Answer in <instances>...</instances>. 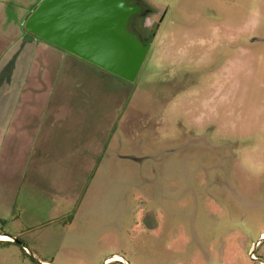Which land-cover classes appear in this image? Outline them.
<instances>
[{
	"label": "rangeland",
	"instance_id": "374dc122",
	"mask_svg": "<svg viewBox=\"0 0 264 264\" xmlns=\"http://www.w3.org/2000/svg\"><path fill=\"white\" fill-rule=\"evenodd\" d=\"M41 1L0 0V86L13 69L19 80H36L25 89L35 100L18 112L29 126L56 70L46 55L42 61L45 52L27 47L25 32L8 43L16 20ZM133 1L144 13L132 27L147 44L133 81L76 60L86 68L68 64L58 74L65 85H55L91 94L61 111L66 124L90 127L78 142L87 175L70 181L54 170L41 180L53 184L38 186L50 204L35 189L27 204L19 188L22 224L0 220V233L27 231L24 248L0 243V264H264V0ZM90 152L98 154L92 165L84 161ZM16 168L4 173L3 202L16 188ZM35 223L49 225L47 233L32 231ZM49 229L65 242H48Z\"/></svg>",
	"mask_w": 264,
	"mask_h": 264
},
{
	"label": "crops",
	"instance_id": "0c3cea01",
	"mask_svg": "<svg viewBox=\"0 0 264 264\" xmlns=\"http://www.w3.org/2000/svg\"><path fill=\"white\" fill-rule=\"evenodd\" d=\"M28 14L29 13H27L26 15H22L19 19L16 20L15 34L8 43L10 44V47L11 44L17 41L18 39H23L24 31L22 24ZM28 38L32 39L31 42H33V44H27V47L35 45L37 46V51L45 52V54L40 56L42 61L44 60V57L46 55V60L48 62L53 61L56 71L54 73L52 83L48 87L47 95L45 97L39 98L40 101H43V103L39 104V108H41L39 112H30L27 114L33 119L31 126L21 122L24 114L22 112V114L18 117V112L19 106L23 101H30L29 98L31 99V101L35 100V96L31 95V93L28 94L25 89L26 87H28V85H36V80L33 79L32 82H29L28 78L25 77L22 80H19L21 79V69H13L10 74L12 77L14 74H16V76L13 78L11 77V79L7 82L1 83L0 86L1 90L2 88H5L2 90L4 92H1L2 94L5 93V95L0 96V107H2L4 104L1 102H6L9 100L13 103L10 104V109H0V188H3L4 185L1 182L7 179V177L4 176V173L8 174L11 171V166L13 164L17 166V184L15 186L16 188L8 194L7 200L5 202L2 201L5 192L0 191V220L6 221L9 219H16L18 224L21 223L19 222L20 218L18 216V211L20 212L24 210L23 208L26 205V203H23L21 205L23 207H21L17 203V208L15 206V202L17 201L16 199L18 195V190L22 185H24L26 188L25 190L27 191V193L25 195V199L28 200L30 199L29 193L31 194V191L34 189L36 190V192H40L42 194H46L45 192L50 190L53 184L48 183L44 186L38 184L41 180L45 182L50 181L49 179L52 177L51 173H53L54 170L60 172L61 175H66L67 180L70 181H80L82 176L87 175V168L85 169L84 173L82 170L83 146L80 147L78 142L82 141L83 143V139L81 140L82 131L83 133H86L87 136L84 138L87 140L90 130V127L84 126L82 125V123L77 125H73L72 122L71 124H66L67 119L65 118L64 113L61 111L64 109L66 101H70L73 99L74 101L82 102L91 94L80 92L71 94L65 93L63 91L59 92V89L57 90L58 92H56L55 90V85L57 83L58 85H65L67 81V78L65 77H63L62 80L59 78L60 75L58 74L61 72L60 70H62L63 68L65 70L68 64L69 68H72L73 66L85 69L86 67L78 65L76 63V60H79V62H89L79 57H76L70 53H67L51 44H49L51 46H48L42 44L40 41L34 42L33 39L35 37L33 36H30ZM10 47H8V49H10ZM66 57H69V59H66ZM93 66L97 67L96 65ZM5 79H7V77ZM9 84L11 86L7 87V85ZM12 85L14 86V89L17 92L13 95H10L12 93L8 92L13 91ZM31 90L34 91L33 88H31ZM78 117H80V112ZM94 139L96 142L97 137H94ZM59 140L62 145L60 147H57L56 144ZM67 141L73 143L76 142V148L70 149V146L67 145ZM84 152L86 151L84 150ZM102 153L103 152L101 150L100 155ZM84 155L86 156V153H84ZM87 156L89 157V159L86 158L84 161L86 162V164L88 163L92 165L94 164V159L98 157V154L90 152V155L88 153ZM18 157H20L19 160ZM71 158L77 160L74 168L69 167ZM71 175L73 177H71ZM38 186L43 187L45 192L41 189H38ZM80 191L81 189L79 190V188L77 187L74 195L76 196L80 194ZM65 195L66 197H70L71 193L67 192V194ZM49 196L50 194H46L45 199L47 200ZM47 201L50 204L49 200ZM31 203L32 201L28 200L27 204ZM73 203L74 205L78 204L79 206V199H77ZM13 209H16V214L14 215V217H12V214L14 212ZM30 228H32V231L37 232L45 229V232L47 233L49 225L35 223L34 226H30ZM15 230L16 231L12 234L0 233V236H4L6 238V240L0 241L9 242V237H12L16 239L17 243H19L22 248H24L23 244H25V242L21 239H24V233L27 231L23 232V229H19L18 227ZM24 230H27V228ZM65 234L66 233H64V235ZM48 236V242H50L51 244H57V242L62 241L65 242V240H61L64 237L56 236V233L54 231H51L50 229ZM37 238L39 237H35V239ZM35 239L33 241H28L30 243L35 244ZM22 252H24V250ZM47 254L50 255L51 253ZM41 262L42 264H49L46 261Z\"/></svg>",
	"mask_w": 264,
	"mask_h": 264
},
{
	"label": "water",
	"instance_id": "95a60500",
	"mask_svg": "<svg viewBox=\"0 0 264 264\" xmlns=\"http://www.w3.org/2000/svg\"><path fill=\"white\" fill-rule=\"evenodd\" d=\"M143 13L133 0H42L22 27L25 33L132 82L147 50L132 27Z\"/></svg>",
	"mask_w": 264,
	"mask_h": 264
},
{
	"label": "flooded vegetation",
	"instance_id": "af4514ba",
	"mask_svg": "<svg viewBox=\"0 0 264 264\" xmlns=\"http://www.w3.org/2000/svg\"><path fill=\"white\" fill-rule=\"evenodd\" d=\"M27 34V33H26ZM137 34V33H136ZM143 42V41H142ZM23 251V250H22ZM24 253V252H23ZM117 260H119L120 261V259H117ZM122 261V263L121 262H118V261H113V262H109V263H107V264H111V263H115V264H123L124 262H123V260H121ZM42 263V262H41ZM258 264H262V262H259Z\"/></svg>",
	"mask_w": 264,
	"mask_h": 264
},
{
	"label": "bare ground",
	"instance_id": "6f19581e",
	"mask_svg": "<svg viewBox=\"0 0 264 264\" xmlns=\"http://www.w3.org/2000/svg\"><path fill=\"white\" fill-rule=\"evenodd\" d=\"M0 240H6L4 236H0Z\"/></svg>",
	"mask_w": 264,
	"mask_h": 264
},
{
	"label": "trees",
	"instance_id": "16d2710c",
	"mask_svg": "<svg viewBox=\"0 0 264 264\" xmlns=\"http://www.w3.org/2000/svg\"><path fill=\"white\" fill-rule=\"evenodd\" d=\"M25 34H26V33H25ZM26 35H28L29 37L31 36V35H29V34H26ZM28 36H27V37H28ZM27 37H26V38H27ZM0 242H4V241H0ZM14 243H15V242H14Z\"/></svg>",
	"mask_w": 264,
	"mask_h": 264
}]
</instances>
